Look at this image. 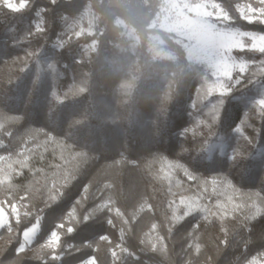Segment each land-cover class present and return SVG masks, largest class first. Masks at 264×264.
I'll return each mask as SVG.
<instances>
[{
	"label": "trees",
	"instance_id": "obj_1",
	"mask_svg": "<svg viewBox=\"0 0 264 264\" xmlns=\"http://www.w3.org/2000/svg\"><path fill=\"white\" fill-rule=\"evenodd\" d=\"M212 1L227 13L228 28L264 34L262 23L241 17L237 0ZM159 6L158 0L148 4L142 0H30L22 12L0 7V203L10 204L5 206L8 212L16 203L20 212L19 224L10 216V232L0 229V264H40L27 251L13 261L12 248L38 217H42L41 230L33 247L43 244L85 183L90 185L88 205L101 194L111 196L131 224L114 217L117 227L107 229L111 243L94 239L106 231L103 214L73 236L65 234L62 250L71 243H76L72 250H81H71L60 264H76L91 254L98 264H244L246 256L240 248L247 234L238 222H228L226 237L215 224H202L189 235L193 218L169 231L168 202L192 195L188 189L195 182L188 181L182 170H170L161 162L168 157L202 173L221 169L245 191L264 189V126L259 117L249 112L253 127L245 125V131L251 139L244 137L241 145L240 137L230 133L231 120L223 117L224 112L230 118L239 115L264 98V63H259L258 51L235 50L238 59L263 71L234 73L233 78L243 77L244 83L232 85L230 95L202 96L200 86L211 77L191 64L184 46L171 35L151 28ZM87 13L93 18V33L78 35V23L85 21ZM119 21L134 29L138 41ZM154 35L164 41L170 57L155 53ZM50 91L58 93L63 103L50 98ZM213 104L220 110L215 120ZM200 111L203 117L196 115ZM201 119L205 123L193 125L188 138L180 141L181 128ZM256 128L262 129L259 136ZM45 140L44 147L33 149ZM233 149L235 155H231ZM208 152L213 162L205 158ZM71 166L74 179L53 204L50 193L53 187L59 191L61 173ZM18 170L23 174L18 175ZM219 199L227 202L226 195ZM234 200L238 202L237 197ZM142 201L145 206L151 203L154 212L140 210L137 206ZM76 207L83 215L85 209ZM25 211L30 215H24ZM154 223L164 237L155 252L148 240ZM120 227L126 232L121 233ZM253 229L250 251L264 243L260 236L264 219ZM90 239L95 246L84 248L82 242ZM222 239L228 240L227 250L220 245ZM122 248L137 252L141 260H132ZM112 249L117 252L115 258Z\"/></svg>",
	"mask_w": 264,
	"mask_h": 264
},
{
	"label": "snow or ice",
	"instance_id": "obj_2",
	"mask_svg": "<svg viewBox=\"0 0 264 264\" xmlns=\"http://www.w3.org/2000/svg\"><path fill=\"white\" fill-rule=\"evenodd\" d=\"M30 0H17V7L12 8L8 0H0V7L8 8L9 11L13 12H22L25 11L28 7ZM54 2V0H53ZM262 4H264V0H260ZM23 5L21 7L20 5ZM46 10V9H45ZM257 10L253 9V12ZM39 15V13H37ZM242 18H245L242 16ZM249 23H256V19H248ZM261 23H264V13L261 14ZM39 31H46V29H38ZM264 36V34H261ZM15 45H13L14 47ZM241 51H258L261 54L262 60L259 63H264V48L262 49H240ZM26 70V69H25ZM247 75V73H245ZM228 80L231 81L229 84L220 85V94L221 95H230L232 85H239L244 83L243 77L233 78L231 75L228 76ZM261 83H264V78L261 79ZM211 91L209 95H211ZM50 98H54L56 103H63V99L56 92L50 91ZM222 104L223 101H220ZM193 108L196 107L195 104L192 105ZM253 112L255 116L259 117V124L264 126V99H260L255 102L251 109L245 107L239 115H236L232 118L228 116L226 112L223 113L224 120H231L229 124V128L231 129V134L236 137H245L247 139H251V137L247 136L245 131V125L248 127H253V125L249 121V112ZM212 118L215 120L219 118L220 110L217 105H212ZM196 115L204 116L203 112L200 111L196 113ZM205 123L204 119L201 120H192L190 124L186 127H182L179 132L180 141H185L189 133L193 131V125L199 124L203 125ZM261 128H256V135L259 136L261 133ZM9 136L11 133L8 134ZM223 139V137H220ZM47 140L42 143H38L34 145V148L44 147L47 144ZM220 155L223 156V146L221 145ZM46 150V149H45ZM43 157L41 156V159ZM207 160L213 162V155L211 152H208L205 157ZM231 162V158L229 159ZM162 166H166L168 169H179L182 170L186 179L190 182H195L194 184L189 185V189L193 194L190 196L181 195L179 201L177 202L175 199H172L168 202V207L171 209L169 212V220L170 223L168 225L169 231L177 228V226L183 224L185 220L188 218H193L194 223L191 225L190 229L187 230L189 235H192L194 231L198 232L201 229L203 224L204 227H208L210 225L215 224L218 228L219 232L223 236H227L229 234L228 222L234 221L240 224V228L247 234L245 238V242L241 244L240 251L242 254L246 256L244 260V264H264V243H261L255 250L250 251V245L253 244L252 233L254 231L253 225L257 222L264 219V189H249L247 191L238 187L230 177H227L223 170L214 169L208 173H202L196 169H193L190 165L165 157L161 162ZM57 168H62L63 165H55ZM163 170V167L162 169ZM72 172V166L66 169V173L62 172L61 176L64 178L63 183L59 185V191H56V187H53L52 192L50 193V199L53 204H56L60 201V198L63 196V187L67 186V184L74 179L73 176L70 175ZM18 175H22L23 172L18 170ZM180 181H177L179 183ZM90 185L85 183L82 188L80 195L75 199L67 212L63 215V220H59L54 228L47 234L44 239V246L51 249L48 257L41 260L40 264H48V260L55 261L56 264H60L63 260L64 256L71 252L73 248H76V243H71L69 245L64 246V250L61 251V239L65 237V234L69 237L73 236L77 230L82 226L91 221L96 220L98 217H101L103 214V223L106 225V231L103 234L97 235L95 240H103L108 241L109 236L107 234V229L116 228V224L114 223V217H119L122 220L124 225H130L131 221L124 211L121 210L120 207L115 205V202L111 198V196H106L101 194L98 199L94 200L91 205L87 204V196L86 194L89 192ZM171 192L169 188L165 195ZM226 195V203L219 199L220 196ZM172 196H175V193H172ZM216 197L215 201H213V197ZM234 197L238 198V202L234 200ZM10 205L7 201H4L0 204V215H2L3 219L0 220V228L5 229L7 231L12 230V223L10 221V216L15 217V221L17 224L20 222V212L17 209L16 203L11 204V212L5 211V206ZM77 205L80 208L85 209L83 215H80L77 209ZM175 205V207H173ZM49 206H52L51 204ZM182 206V208H181ZM27 205H25V208ZM140 210H147L148 212H154L153 205L151 203H147L144 205L143 201L140 205L137 206ZM255 209V211H252ZM179 213V214H177ZM24 215H30L28 212H24ZM42 217H38L37 220L30 226L24 229V233L22 235L21 241L12 248L11 256L13 261L16 257H20L22 252L27 251L35 237L39 235L41 230L40 220ZM157 225L154 223L152 225V231H156ZM120 232H126L124 227H120ZM128 230V229H127ZM260 236L264 238V229L261 230ZM160 242L163 243L164 237H159ZM141 245H143L144 241L141 240ZM149 243V242H148ZM190 243V242H189ZM151 245V250L153 252L156 251L157 245L155 242L149 243ZM84 248L92 249L95 244L93 243V239L85 240L82 242ZM221 247L225 250L229 248V243L227 239H222L220 241ZM116 247H121L120 245H116ZM167 246L165 245V248ZM122 251L128 253V257H130L134 261H140L141 255L137 252H132L127 248H122ZM200 251V247L198 246L195 254L198 255ZM80 249L77 248L76 253H79ZM112 257L117 256V252L112 250ZM236 259L239 260L240 256L237 255ZM80 264H98L97 257L93 254L88 255L87 258L82 259Z\"/></svg>",
	"mask_w": 264,
	"mask_h": 264
},
{
	"label": "rangeland",
	"instance_id": "obj_3",
	"mask_svg": "<svg viewBox=\"0 0 264 264\" xmlns=\"http://www.w3.org/2000/svg\"><path fill=\"white\" fill-rule=\"evenodd\" d=\"M142 1L145 4L149 3V0ZM158 1L160 3L159 12L152 22L151 28L171 35L173 40L184 46L191 64L201 67L211 77V80H205L204 84L200 86L202 96H210V91L212 94L221 95L220 85L231 83L228 76L233 77L236 72L246 73L253 69L255 74H260L263 71L254 64L238 59L233 52L240 49L264 48V36L261 35L262 33L243 32L225 26V22L229 19L225 10L218 3L212 0ZM237 1L238 11L241 17H245L243 19L260 21L261 14L264 13V4L260 0ZM8 3L12 8L17 7V0H8ZM20 6L23 7L22 4ZM253 9L257 11L253 12ZM119 23L127 28L128 35L135 42L138 41L133 28L122 21H119ZM262 24L264 25V23ZM93 26V18L87 13L85 21L78 23L77 34H92ZM152 48L159 57H170V54L165 51L164 41L159 35L153 36ZM242 141H244V137L237 140L240 145ZM235 153L236 150L233 149L231 155H235ZM17 209L19 210L18 207ZM5 211L8 212V208H5ZM2 219L3 217L0 215V220ZM159 237L160 235L156 229L155 232H150L148 240L151 243L155 242L157 245ZM35 240H33L27 252L31 259L41 262L42 259L48 257L51 249L45 247L44 243L33 247ZM61 251H63L62 240ZM72 251L76 253L75 249ZM53 262L48 260V264ZM76 264H80V262Z\"/></svg>",
	"mask_w": 264,
	"mask_h": 264
}]
</instances>
